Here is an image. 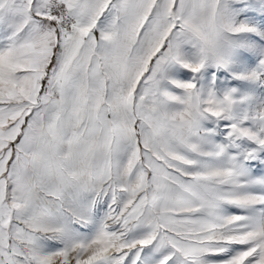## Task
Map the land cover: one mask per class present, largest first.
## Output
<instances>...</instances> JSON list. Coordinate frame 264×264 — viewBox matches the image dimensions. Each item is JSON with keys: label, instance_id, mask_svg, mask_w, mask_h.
Instances as JSON below:
<instances>
[{"label": "snow or ice", "instance_id": "snow-or-ice-1", "mask_svg": "<svg viewBox=\"0 0 264 264\" xmlns=\"http://www.w3.org/2000/svg\"><path fill=\"white\" fill-rule=\"evenodd\" d=\"M0 264H264V0H0Z\"/></svg>", "mask_w": 264, "mask_h": 264}]
</instances>
